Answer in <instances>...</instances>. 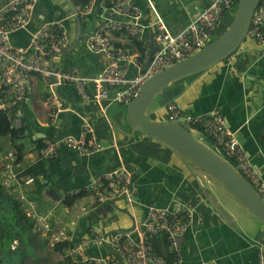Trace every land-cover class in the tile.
Wrapping results in <instances>:
<instances>
[{
	"label": "crops",
	"instance_id": "crops-1",
	"mask_svg": "<svg viewBox=\"0 0 264 264\" xmlns=\"http://www.w3.org/2000/svg\"><path fill=\"white\" fill-rule=\"evenodd\" d=\"M10 1L0 0V6ZM71 1L73 6L67 0H34L29 22L12 32L10 39L15 46H24L30 51L33 34L44 23L59 21L68 35V45L52 57V66L95 77L114 60L105 53L90 50L87 36L101 22L118 19V15L103 11L102 0H95L87 14L77 15V3ZM153 1L171 32L178 33L213 0ZM132 4L143 13L142 42L150 49L155 15L145 0H132ZM227 16L220 25L221 33L228 25H225ZM111 42L129 54L131 60L126 65L125 76L138 73L143 44L119 32L111 34ZM33 83L32 94L17 104L26 129L16 139L21 150L16 171L21 174L38 162L43 164L32 184L17 187L13 193L31 201L39 214L49 218L52 228L63 229L78 239L89 235L94 227L104 233L129 230L142 222L151 207L193 201L203 217L201 222H193L180 238L183 252L178 264L253 262L259 244H264V223L185 156L132 128L127 121L128 104L100 107L93 100L82 101L73 86L63 84L56 88L62 110L51 117L45 104V82L34 76ZM171 102L180 105L186 115H211L219 110L264 177V43L246 37L228 58L175 82L158 94L146 113L152 120H167L166 105ZM85 121L91 124L95 139L103 145V149L89 155L68 149L60 142L69 136L81 137ZM4 138L6 150L2 166L9 152L18 151L10 137ZM44 141L59 142L55 157L40 158L39 148ZM122 166L130 172V197L100 201L88 188L104 173L119 172ZM78 193L82 194L73 204L64 203L68 195ZM154 245L160 256L174 264L164 237H156ZM56 252L65 258L64 252ZM88 253L104 257L109 251L100 247Z\"/></svg>",
	"mask_w": 264,
	"mask_h": 264
},
{
	"label": "built area",
	"instance_id": "built-area-1",
	"mask_svg": "<svg viewBox=\"0 0 264 264\" xmlns=\"http://www.w3.org/2000/svg\"><path fill=\"white\" fill-rule=\"evenodd\" d=\"M77 3V15H85L95 0H73ZM155 15L153 39L155 49L150 58V49L142 37L145 25L141 9L132 0H102V10L111 11L118 19L101 22L87 36L88 48L105 53L113 58L105 69L95 77L82 75L75 69L62 70L52 66L54 55L62 53L68 45L65 27L59 21L44 23L33 34L31 50L15 46L10 34L23 28L30 20L34 0H12L0 6V108L13 107L27 99L33 92V78L39 76L46 85L45 104L50 116L55 117L62 110L56 88L67 84L73 86L82 101L93 100L100 107L111 103L129 104L139 97L144 83L153 75L164 71L174 64L187 59L209 44L221 23L234 9L238 0H213L206 8L198 11L190 22L178 33L169 29L157 11L153 0H145ZM125 33L132 40L142 43L144 51L140 54V71L132 77L125 76L129 54L116 48L111 42V34ZM247 37L264 43V0L256 6ZM138 58V55H137ZM150 58V61H149ZM167 121L181 123L188 127H199L211 138L214 144L236 164V170L252 185L264 202V177L251 161V155L239 141L235 132L228 127L219 110L211 115L184 114L177 103L166 105ZM23 118L19 111L13 116L12 126L21 128ZM68 149L82 155L100 151L103 145L93 135L88 121L83 124L79 138L69 136L60 141ZM59 142L44 141L40 148V158H53L58 154ZM16 152H9L2 171L3 184L13 192L21 186H29L35 181L33 174L19 176ZM130 172L121 167L119 172L110 171L93 183L88 189L100 200H115L130 197L132 193ZM26 215L34 220V229L54 244L68 241L66 257L74 264H169L159 256L154 247L156 237L167 241L174 256V264L182 259L183 248L180 238L195 221L201 222L203 215L193 201H174L167 207H151L141 223L133 229L104 233L94 227L92 232L76 239L65 230L52 228L49 218L39 214L35 205L24 195L20 196ZM107 248L104 256H91L92 248ZM251 264H264V244H259L255 259Z\"/></svg>",
	"mask_w": 264,
	"mask_h": 264
},
{
	"label": "water",
	"instance_id": "water-1",
	"mask_svg": "<svg viewBox=\"0 0 264 264\" xmlns=\"http://www.w3.org/2000/svg\"><path fill=\"white\" fill-rule=\"evenodd\" d=\"M67 1L73 6L71 0ZM260 1L239 0L232 23L224 33L197 53L149 78L139 97L128 104L127 121L135 130L182 154L211 175L264 223V202L233 165L201 142L186 126L174 121L152 120L146 113L155 97L175 82L205 71L232 55L247 37L254 10ZM154 49L152 35L150 58Z\"/></svg>",
	"mask_w": 264,
	"mask_h": 264
},
{
	"label": "rangeland",
	"instance_id": "rangeland-1",
	"mask_svg": "<svg viewBox=\"0 0 264 264\" xmlns=\"http://www.w3.org/2000/svg\"><path fill=\"white\" fill-rule=\"evenodd\" d=\"M238 3L235 9L227 16L226 28L228 29L235 15ZM222 24V23H221ZM223 31L222 26L218 29L213 39L218 37ZM223 32V33H224ZM212 39V40H213ZM188 128V127H187ZM190 129V128H189ZM193 134L204 144L210 148L217 150V153L225 158V153L213 145V142L202 136L196 129H191ZM6 138L0 137V170L2 168V160L4 159ZM216 152V151H215ZM17 198L18 196L15 195ZM18 218L14 210H12L8 204L0 205V264H26L23 261L24 258L34 254L40 258L42 264L56 263L58 261H65L63 255L56 252L53 249V245L47 238L37 233L35 236L36 241L26 240L22 234V230L17 225ZM32 236V235H30ZM68 264V263H67Z\"/></svg>",
	"mask_w": 264,
	"mask_h": 264
},
{
	"label": "trees",
	"instance_id": "trees-1",
	"mask_svg": "<svg viewBox=\"0 0 264 264\" xmlns=\"http://www.w3.org/2000/svg\"><path fill=\"white\" fill-rule=\"evenodd\" d=\"M81 4L85 3V0H80ZM239 2V0L237 1ZM139 45V44H138ZM143 47L141 46V49ZM144 51V48L142 49V52ZM1 98V97H0ZM17 111V105L13 107H9L7 109L0 108V137H10L13 144L17 146V160L20 159V152L19 146L16 144V139L19 138L21 135L24 134V131L26 129V125L23 120V125L21 128H14L12 126L13 116L15 115ZM190 128V127H189ZM191 129H196L203 134L207 136V138L211 140V138L202 130V128L199 127H191ZM214 144V142H213ZM44 144L40 146L42 148ZM39 148V149H40ZM225 159L236 168V164L233 160L228 158V156L225 154ZM43 163L38 162L35 165L30 166L28 169H26L23 173H21L19 176L27 175V174H33L36 178V174H38V168L42 166ZM5 165V163H4ZM4 165L2 166V169L4 168ZM17 169V168H16ZM82 193H78L75 195H68L66 199L64 200V203L67 205L73 204L75 200L81 196ZM16 193H11L8 188L3 184L2 182V170H0V205L1 204H8L9 207L14 210L15 214L17 215L18 222L17 225L22 230L23 236L30 242L36 241L35 236L37 235V231L34 229V220L26 215L25 207L22 204L21 200L18 199L16 196ZM32 235V236H30ZM69 243L67 241L58 242L53 245V249L59 252H64L65 254V248ZM35 254V253H34ZM34 254L28 256L27 258H24L23 261L26 262V264H42L40 261V258L33 256ZM64 260L67 262H71V257H65ZM50 264H65L63 261H58L56 263H50ZM83 264V263H80Z\"/></svg>",
	"mask_w": 264,
	"mask_h": 264
},
{
	"label": "clouds",
	"instance_id": "clouds-1",
	"mask_svg": "<svg viewBox=\"0 0 264 264\" xmlns=\"http://www.w3.org/2000/svg\"><path fill=\"white\" fill-rule=\"evenodd\" d=\"M214 40V39H213ZM212 40V41H213ZM165 121H167V120H165ZM181 124V123H180ZM183 125V124H182ZM185 126V125H184ZM186 127H188V126H186ZM189 128V127H188ZM191 129V128H190ZM2 171H3V169H2ZM9 190V189H8ZM10 191V190H9ZM11 193H13V192H11ZM18 196V195H17ZM18 199H20L19 198V196H18ZM21 200V199H20ZM38 233H40V232H38ZM44 238H47V237H45V236H43ZM48 239V238H47ZM76 239H78V238H76ZM49 241V240H48ZM50 242V241H49ZM61 242H63V241H61ZM68 242V241H67ZM51 243V242H50ZM58 243V242H57ZM52 244V243H51ZM55 244V243H54ZM54 244H52V245H54ZM154 247H155V245H154ZM65 250H66V248H65ZM155 251H156V248H155ZM156 253H157V251H156ZM158 254V253H157ZM173 254V253H172ZM159 255V254H158ZM160 256V255H159ZM65 257H66V251H65ZM162 257V256H161ZM174 257V256H173ZM164 258V257H163ZM165 259V258H164ZM166 260V259H165ZM173 261H174V259H173Z\"/></svg>",
	"mask_w": 264,
	"mask_h": 264
}]
</instances>
